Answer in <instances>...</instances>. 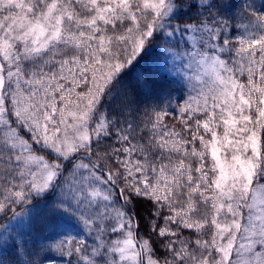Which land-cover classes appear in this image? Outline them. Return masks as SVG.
Masks as SVG:
<instances>
[{
	"label": "snow or ice",
	"instance_id": "6c2138e0",
	"mask_svg": "<svg viewBox=\"0 0 264 264\" xmlns=\"http://www.w3.org/2000/svg\"><path fill=\"white\" fill-rule=\"evenodd\" d=\"M0 216L81 225L69 264H264V0H0Z\"/></svg>",
	"mask_w": 264,
	"mask_h": 264
},
{
	"label": "trees",
	"instance_id": "16d2710c",
	"mask_svg": "<svg viewBox=\"0 0 264 264\" xmlns=\"http://www.w3.org/2000/svg\"><path fill=\"white\" fill-rule=\"evenodd\" d=\"M256 3L257 5H259L260 0H256ZM154 51H159V50H154ZM152 58H153L152 56H149L147 60L142 64V67H147L151 63ZM165 69L166 71L164 72V75L167 77L168 80L175 79L176 81H178V83L174 85V87H182L183 81L179 75H176L177 67L173 66L171 62H169L167 65H165ZM181 71L183 70L181 69ZM174 95L178 97L179 93H174ZM150 103H157V101L153 100ZM174 116H170L166 119L170 124H176V127L179 128V124L177 123ZM10 215L11 214L9 213V216ZM80 229L84 230L82 226ZM45 234L47 235L48 240H47V237H45ZM52 234L53 233L48 232V230H42V231L37 230V231L30 232V236H31L30 239L26 238V239H23V241L25 243L26 249L32 251L34 255L33 257L25 256L23 257V259L34 258L38 262V264H69V260L73 258H70L62 254H57L55 257L51 256L50 251L53 248L48 247V245H52L53 240H55L51 238ZM27 236L29 237V235ZM86 239L89 241V243H92L91 237L87 236ZM3 248L4 247H0V258L12 259L13 257L19 256L18 250H15L11 247V242H9V246L5 247L4 249Z\"/></svg>",
	"mask_w": 264,
	"mask_h": 264
},
{
	"label": "rangeland",
	"instance_id": "374dc122",
	"mask_svg": "<svg viewBox=\"0 0 264 264\" xmlns=\"http://www.w3.org/2000/svg\"><path fill=\"white\" fill-rule=\"evenodd\" d=\"M0 223H1L0 226L5 225V224L9 225L10 232L22 234L21 235L22 240L26 238L30 239L31 237L29 230L26 227H24L22 224L18 223L17 221L5 219L0 216ZM80 228H81L80 225H74L71 228H60V229H56L55 231L48 230V232L53 233L51 236V238L55 239L53 240V242L58 239H62L65 234H71L73 236H77L78 238L86 239L87 237L86 232L84 230H81ZM27 235H29V237ZM45 237H47L46 234H45ZM47 240H48V237H47ZM48 247L52 248L51 245H48ZM50 252H51L52 257H55L57 254H61L59 251L54 250V249H52Z\"/></svg>",
	"mask_w": 264,
	"mask_h": 264
}]
</instances>
